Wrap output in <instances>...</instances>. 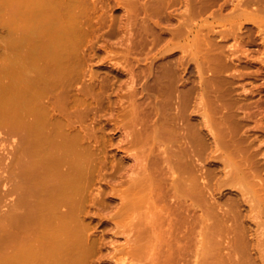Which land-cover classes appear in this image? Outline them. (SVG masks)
<instances>
[{"label":"rangeland","instance_id":"rangeland-1","mask_svg":"<svg viewBox=\"0 0 264 264\" xmlns=\"http://www.w3.org/2000/svg\"><path fill=\"white\" fill-rule=\"evenodd\" d=\"M247 1L216 0L211 3L212 0H78L76 1L78 11L76 8L75 10L79 12L80 19L78 18L79 21L74 28L71 47H69L70 66L75 73L72 72V77L70 76L68 80L67 10L62 12L66 27L62 33L59 32L53 37L52 49L49 50L53 67L50 71H45L48 78L47 86L38 89L42 94L34 98V103L32 99L31 105L36 101V106L42 101H44L43 104L49 102V112L54 119L63 117L59 111L51 107L53 106L51 103L54 102L65 111L68 105L75 112L83 111L84 119H82L86 122L84 125L94 127L95 135L98 134L99 139H95L99 142L92 139L93 145L89 143L91 139L81 141L92 152L88 157L94 164L91 168L94 169L96 166L97 169L104 171H101L103 175H100L103 178L99 179L100 177L96 175L97 180L94 179L96 183L94 181L93 186L88 185V188L83 190V185H80L73 195L76 199H83L77 209L79 213L77 217L82 218L83 223L87 224L90 220L92 224L90 227L89 221L90 226L87 224V227L90 229L87 228V231L82 234L85 238L89 237L87 241L89 243L95 240V243L91 242L93 245L85 251L78 264H240L242 261L250 263L254 259L259 260L260 256L252 246H250L251 255L230 247L229 241L233 233L202 230L199 227L195 231L189 229L193 221L191 209L194 213L193 207L197 206L195 214L200 216L211 190L214 195L209 193V199L220 195L219 191H221L220 196H231L235 189L229 182L217 186V189L216 186L212 187L210 191L208 189L209 192L201 185L205 189L203 191L206 195L205 197L202 195V198L206 203L204 204L202 200L200 202L203 204L198 202V205L192 206L193 201L191 202L189 197L184 199L174 194L173 187L169 186L173 183L170 182V177L171 179L174 177L170 171H167L164 162L160 164L161 161H159L156 164L167 150L158 147L161 145L154 138L156 132L162 129V138L172 140L169 142V148L172 147V150L176 151L182 146L183 140L179 139V135L183 132L181 130L183 126L178 118L174 117L177 113V93L183 87L195 86V88L198 87L196 90L198 92L192 94L194 98L189 95L192 107L190 106L188 112L194 111L191 114L195 116L194 118L197 117L195 122L198 121L200 125L204 146L209 148L205 150L207 157L220 153L222 150H215L214 143L211 145L215 142L212 132L210 133L209 129L203 125L206 115L204 117L201 110L206 109V106L197 102L202 95L201 99L206 101L207 92L204 88L206 84L210 88L219 87L223 84L221 81L228 76L225 79L228 81H225L227 85L224 84L221 87L231 86L228 87L230 94H227L229 99L234 100L231 111L234 119L244 125L240 124L239 135L248 136L247 140L253 139L256 135L254 141L258 142H254V145L261 144L264 147V0L260 3L259 0H257L258 3L255 0L250 1L251 3ZM237 2H241V5ZM242 4H246V8ZM5 7L3 0H0V115L4 101L2 84L6 58L9 56L12 59L13 68H16L21 60L27 59L26 67L29 75L34 72V63H37L39 67L45 60L33 50L32 37L28 38V41H26L27 37L21 39L19 26L15 23L7 24V19L11 14L15 15V12L10 13ZM80 11H83L82 15ZM240 11L243 15H240ZM244 13H248L249 16ZM182 34L185 36L182 37ZM211 48L215 49L216 55L224 63L221 68L223 70L218 73L220 74L217 78L218 82L211 80L214 71L210 69L208 58L204 56L205 51ZM198 62L201 65L199 68ZM225 63L230 68L226 67ZM199 69H202L203 74L198 71ZM40 71L42 69H38V73H41ZM222 74L225 76L221 77ZM230 76L232 78H229ZM231 79L234 82L230 81ZM202 80L207 82L202 83L204 82ZM192 101L196 104L192 105ZM214 103L220 105V113L216 114H221L222 110L227 109L220 100H215ZM48 104H46L47 108ZM193 107L198 110L202 108L197 113V109ZM216 114L213 115L219 116L217 118L220 119V115ZM129 121L135 123L130 124ZM65 125L63 129L67 132ZM76 125L79 126H75L77 129L74 130H79L78 133L83 131L81 134H84L80 124L77 122ZM6 127L0 123V264L5 263L9 251H14L20 246V237L12 232H15L18 227L19 211L24 207L19 201L21 176L18 150L15 149L20 135L6 133L8 131ZM133 129L135 132L141 131L139 138L141 141H136L138 142L136 144L132 142L135 135ZM253 133L254 136H251L250 134ZM122 139L123 141L126 139V145ZM101 142L103 146L106 143L105 150L104 147L99 149ZM254 145L252 144V147ZM164 146L166 145L163 144ZM257 147L258 145L253 148ZM164 151L165 154H163ZM262 151L263 149L258 153L262 155L261 158L257 154V159L263 160L264 152L262 154ZM212 158L214 157L204 159L207 162L217 160ZM204 159L203 162L206 163ZM103 160L107 166L103 167ZM148 160L154 165L148 169L144 167L143 170L145 163L148 166ZM219 165L220 163H218L219 174L215 176L214 181L225 178H222V175H225L223 165ZM159 167L162 168L159 169ZM96 168L94 170L99 171ZM142 171L149 173L151 183L146 190L144 202L137 205L143 194L134 191L129 195L126 191L131 188L136 189V186L140 184L139 179L146 178V172L144 177L140 176ZM107 172H111L110 175L106 174ZM164 172L169 173L166 174L170 177H161L160 175ZM168 183L170 191L172 189L171 193L168 192L169 188L166 189ZM97 196L99 199H104L105 203L102 204L100 201L94 204V198ZM86 197L88 201H85ZM128 197H130L129 203H127ZM98 198L95 200L99 201ZM184 200H187V204ZM183 203L186 206L190 205L186 208ZM88 204L91 205L89 209ZM179 207L184 208L182 210ZM61 209L64 210L65 206ZM184 209L188 210L184 211ZM84 213L87 214L84 215ZM95 213H100V216ZM58 223L54 221V224ZM145 226L148 227L149 230L146 229L148 231L146 232L149 234L144 232ZM254 232L253 230L251 234H247L253 243L257 238ZM52 233L57 239L65 238L67 243V227L56 229ZM141 233L147 236L141 237ZM134 247L136 250H133ZM63 264H67V259Z\"/></svg>","mask_w":264,"mask_h":264},{"label":"bare ground","instance_id":"bare-ground-1","mask_svg":"<svg viewBox=\"0 0 264 264\" xmlns=\"http://www.w3.org/2000/svg\"><path fill=\"white\" fill-rule=\"evenodd\" d=\"M76 1L78 0H3V3L6 6V10H9L10 13L12 11L15 12V15L11 14L9 16V18L7 19V24L15 23L19 26L21 31V39H25L27 37L26 41H28V38L32 37L33 50L38 54V56H43L45 59L39 67L37 63H34V72L30 75L26 67L27 59L21 60L19 62V65L16 68H13L12 59H10V57L8 56L9 59L7 60V57L4 64V79L2 84L4 101L2 114L0 115V123L4 124L5 127H8V131H6L7 129L4 130L6 131V133L12 132L19 133L20 135V138L18 136V145L15 144V149L18 150V158L20 164L19 173L21 176V196H19V201L22 203V206H24L19 211L18 227L15 232H12L16 236L20 237V246L18 249L8 252L4 264H63L66 259L67 264H78L83 254H85V251L90 248L91 245H93L91 243L93 240H91L90 244L89 242H87L89 237H86V239L85 235L82 234L84 231H87V228L90 229L89 227H87V224L88 226H90V220L86 224L85 222H82V218L80 219L79 217H77V215L79 216L77 209L79 208L83 199H76L73 195L78 186L83 185V190H85L86 188H88V185L93 186L96 183L97 176L100 177V175H103L101 171L104 170H99L96 168V166L94 167L99 171L94 170L95 168H91L93 163L92 160H90V158L88 157L89 153L92 152H90L91 150L89 147L82 144L84 142L83 139H91L89 143H92V139L96 141L95 138L98 137V134L97 136L95 135L96 131L94 130V127L84 125L86 122L83 120V111H80V113L76 110L75 112L71 109L72 107L70 108L68 104L66 110L67 114L65 109L58 107L55 102L51 103L53 104V106L50 105L54 110L59 111L63 115L62 117L61 114H59L62 117L61 119H54L50 115L51 113L49 112V102H45V104H43L44 101H42L41 104L36 106V101L35 104L31 105V103H34L35 99L42 94L41 90L38 89L45 88L47 86L48 78L45 71H50L53 67L50 62L51 55L49 54V50L52 49V42H54L53 37L57 33H62L65 30L66 21L64 16L62 15V12L65 10H67V80L70 79L69 77L71 76L72 72L75 73V71L72 70L70 66L71 57L69 53V47H71L70 43L74 28L75 26H77L76 23L79 21L78 18L80 19L78 14L79 12H77L78 5L76 4ZM212 1L213 2L211 3H214V1L216 0ZM248 1L250 2L254 0ZM241 2L237 3L241 5ZM260 2L261 0H259V3ZM256 3H258V1ZM244 5V8H246V4ZM75 8L77 11L75 10ZM244 8L242 7L243 10H245ZM243 10L241 11L243 12ZM241 11L239 13L240 15H243L241 14ZM81 12L83 13V11H80V13ZM244 14L247 15L248 13ZM247 16H249V14ZM196 28L198 29V27ZM184 34L186 35V33ZM185 35L182 34V37ZM6 50H8V48ZM193 53L195 54V52ZM204 56L208 58L210 69L214 71V74H212L211 76V80L218 82L219 79L217 80V78H219L220 76V74L218 73L220 72V70H223L221 68L224 66L222 59L216 55L215 49L213 48L205 51ZM227 63L225 64L227 65ZM230 63L228 65H230ZM197 65L198 68L201 66L199 62ZM228 65L226 67H229ZM38 69H42V71H40L41 73H38ZM201 70L202 69H199L198 71L200 72ZM202 72L203 71H201V73ZM28 75L30 77H28ZM222 76L225 75L222 74L221 77ZM227 77L228 76H226L225 79H227ZM236 77H238V75ZM229 78L232 77L230 76ZM225 79H223L224 81H221L223 83V86L224 84L227 85L225 81L228 82ZM232 80L233 79H231L230 81ZM206 82L204 81L202 83ZM233 82H231V84ZM218 84L221 85L220 83ZM221 86L210 88L209 85L207 86L206 84L204 87L207 92L206 97L204 96L206 98V101L201 99L203 96L202 93V96L197 103L206 106V109L201 110V114L204 117L206 115V118L203 121V125L209 129L210 133L212 132L211 134L215 139V142H212L211 145L214 143V149L217 151H219L220 149L222 151H220V153L218 152V154L215 153V156L207 157V151L205 150H209V148H206L207 146H204V141L202 138L203 135L200 134V125L198 124V121L195 122V119L197 117L194 118L195 116L191 114L194 111H192L191 113L188 112V109L192 107L189 100V97L191 98V96L189 95H192L194 92L197 93L198 91L196 90L198 87L195 88V86H191L189 88L182 86L183 88L180 87L181 89L179 93H177V113L176 116H174L178 118V120L181 122V125L183 126L181 127V130H183V132L181 135H179V139L182 138L183 140L181 141L182 146L179 145L181 147H178L179 149L176 151L172 150V147L169 148V142H172V140L162 138V129L159 130L160 127L158 126L159 131L156 132L154 138L159 141V145H161L158 147H162L164 150H167V152L166 154L165 151L164 153L162 152L165 155H161L162 157H160V160L156 161V164L159 163V161H161L160 164L164 162L165 166L168 169L167 171H170V174L174 178H172V180L169 175L167 176V174H169L167 172V174L164 172L165 174L163 173V175L161 174L160 176L170 177L171 181H169L173 183L172 185H169V183L166 185L172 186L173 192H175L174 194H177L179 197H182L184 199L189 197L191 202L193 201V203H191L192 206H195V204H197L198 202L200 204L206 203L204 198H202V195L203 197H205L206 195L203 191L205 190L204 188H206L207 191L208 189L210 191L212 187L215 188L216 186L217 189V186L219 187L224 183L227 184V182L232 184V187H234L235 191L231 193V196H220L221 191H219L220 195L213 197L210 196L212 198L209 199V193L213 195L214 193H211L212 190L210 192L208 191L209 193L205 191L208 193L206 199L207 203L202 207L203 212L200 213V216H196L195 214V207L197 206L193 207L194 213L191 209L192 212H190L192 213L193 221L190 223L189 229L191 231H195L197 230V227H199L202 230L210 229L215 231H225L227 233H233L229 241L230 247L232 249H238L237 251L241 250L243 253L251 255L250 246H252L255 249V252L260 256L259 260L254 259V261L250 263L242 261L240 262V264H264V158L263 160L256 158L258 157V155H260L259 157L261 158L262 155L258 153L261 151V149H263V154L264 147L261 144H257L259 148H253L254 146H257L254 145V139L256 135L255 137H253V139L250 140H247V138H249L248 136L244 137V135H239L238 130L240 124L242 123L234 119L231 111V106L233 105L234 100L232 101V98L229 99L230 97L229 95H227L230 94V89L228 87L231 86H227L226 88ZM231 90L233 91V89ZM215 100H220L222 102L221 104H225V108H227L225 111L222 110L221 114H216L220 113V105L215 104ZM39 102L40 101H38V103ZM46 104H48V108ZM193 104L196 103H193L192 101V105ZM200 109H197L196 112H200ZM213 114L220 115L221 118L218 119L217 117L219 116L216 117ZM65 116L67 117V124L65 121ZM77 122L84 130V134H81L83 131L81 133H78L80 132L79 130H74L77 126H79L76 125ZM129 122L131 124L134 121ZM158 123L160 122L158 121ZM88 124L90 125L91 123ZM63 125H65V127L67 126V132L63 129ZM122 125L126 126L127 124L122 123ZM144 125L146 126L147 122L144 123ZM144 125L142 124V126ZM134 130L135 129H133V131ZM245 131L247 130L245 129ZM127 135L130 136V134ZM250 135L254 136V133ZM140 137L141 131L136 130L132 142H134L135 144L138 143L136 141H139ZM126 139H124V141L122 139V141L125 142ZM82 140L83 142H81ZM105 144L103 146L102 143L99 149H102L101 147H104L105 150ZM124 144L126 145V142ZM155 144L153 145L155 146ZM163 144H165L166 146L163 147ZM252 144L254 145L253 147ZM95 145L97 144L95 143ZM261 146L263 148H261ZM123 147L121 148L124 149ZM213 152L215 151L213 150ZM103 153L105 152L103 151ZM205 157L217 158L219 162H217L216 159L215 161L211 160L212 162H207L204 159ZM203 159L204 161H206V163L203 162ZM97 161L99 162V159ZM105 161L107 162V158ZM102 162H104V160ZM149 162V167L147 166V163H145L146 165L144 164L145 166H143V170L145 168L148 169L152 165H154L152 162H150L152 164H150ZM218 163H220V165H223L225 175L223 174L224 176L222 175V178H225L224 180L216 179V181H214L215 176L219 174L218 170H220L218 169ZM102 165L104 167L106 163L104 162L102 163ZM160 168L162 167H159V169ZM163 169L166 171V168L163 167ZM147 171H142V173H144L140 174V176L143 175L141 177H144V174L146 172L145 179L137 178L139 179L141 185L139 184L137 179H135L139 184L136 186L137 190L135 188L132 189L129 185L131 189L126 191L129 193V195H131V193L133 194L134 191L139 194H143V197L137 202V205L142 201L144 202V199L146 198V190L151 183V176H149V173H147ZM160 171H162V169L159 170V172ZM110 173L111 172H107L106 174L110 175ZM222 173L223 172H221V174ZM106 174H104V176H106ZM101 177L99 179H101ZM141 180H143V182ZM167 180L168 179H166V181ZM92 183L94 184L92 185ZM201 185H203L204 188L201 187ZM169 186L165 187L166 189L169 188L168 192L171 193L172 189L170 191ZM97 198H94V204H96L95 202H97L98 204L100 201H102V204L105 203L104 199L102 198H98L99 201H96L95 199ZM84 199H86L85 201H88L87 197ZM129 199L130 197H128V200L126 199L127 203H129ZM187 200H184L185 203ZM202 200H204L203 203L200 202ZM180 201L181 200L179 199V202ZM180 203L177 205L179 206ZM183 204L182 206L185 205ZM63 206H65L64 210L61 209ZM90 206L88 204V209L90 208ZM184 207L179 208L183 210ZM85 208H87V206H85ZM185 210L188 209H184V211ZM86 212H88V210H86ZM85 214L87 213H84V215ZM99 214L95 213V215L100 216ZM54 221L59 223L54 224ZM146 225H148V223ZM66 227L67 243L65 238L57 239L52 233L56 229L60 230L61 228ZM90 227H92V224ZM147 228L148 227L145 226L144 232L149 230ZM253 230L255 231L254 233L257 234V238L256 240L254 239V243L251 242V239H249V237L247 236V234H251ZM142 233L141 237L143 235ZM143 236H145V234ZM93 243H95V240L93 241ZM133 250H136V248L134 247Z\"/></svg>","mask_w":264,"mask_h":264}]
</instances>
